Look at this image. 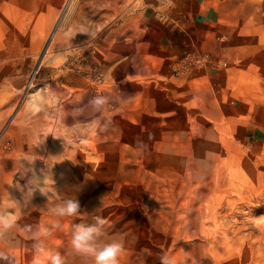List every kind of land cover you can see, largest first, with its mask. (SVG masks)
I'll return each mask as SVG.
<instances>
[{
    "label": "rangeland",
    "instance_id": "374dc122",
    "mask_svg": "<svg viewBox=\"0 0 264 264\" xmlns=\"http://www.w3.org/2000/svg\"><path fill=\"white\" fill-rule=\"evenodd\" d=\"M131 3L0 0V207L18 221L0 250L32 264L24 227L55 224L74 190L81 214L45 241L67 264H90L69 241L95 215L120 264H264V54L229 61ZM189 49L212 65L176 74Z\"/></svg>",
    "mask_w": 264,
    "mask_h": 264
},
{
    "label": "crops",
    "instance_id": "0c3cea01",
    "mask_svg": "<svg viewBox=\"0 0 264 264\" xmlns=\"http://www.w3.org/2000/svg\"><path fill=\"white\" fill-rule=\"evenodd\" d=\"M127 1H132L130 10L148 20L162 25L181 23L187 29L184 36L200 49L216 51L229 61L239 55L248 63L254 55L264 54V44H260L264 39V0ZM258 65L264 71V60L258 59Z\"/></svg>",
    "mask_w": 264,
    "mask_h": 264
},
{
    "label": "clouds",
    "instance_id": "9594fccd",
    "mask_svg": "<svg viewBox=\"0 0 264 264\" xmlns=\"http://www.w3.org/2000/svg\"><path fill=\"white\" fill-rule=\"evenodd\" d=\"M112 102L113 98L110 95L97 94L88 101L86 108L91 113L98 115L110 107ZM109 124L110 121L102 122L97 118L90 121L89 127L103 132L107 130ZM73 191L69 190L67 191L68 195L57 197V202L49 209L57 218L55 224L51 226L26 225L24 227L26 239L32 242V264H67L65 256L60 251L48 250L45 241L52 235L53 228L61 227V218L75 217L81 214L80 203L72 194ZM34 192L29 194L31 198ZM42 194L47 196L46 193ZM106 223L107 221L103 217L95 215L92 217L91 223L74 224L69 241L72 252L84 257L90 264H120V258L125 252V242L119 239L105 241L103 236ZM17 226V217L12 214V211L0 207V243H7ZM0 262L11 264V259L4 250H0ZM159 264H177V262L174 256L162 253Z\"/></svg>",
    "mask_w": 264,
    "mask_h": 264
},
{
    "label": "built area",
    "instance_id": "2783aa9c",
    "mask_svg": "<svg viewBox=\"0 0 264 264\" xmlns=\"http://www.w3.org/2000/svg\"><path fill=\"white\" fill-rule=\"evenodd\" d=\"M212 65L208 53L189 49L184 52L181 59L176 63L174 71L176 74L189 73Z\"/></svg>",
    "mask_w": 264,
    "mask_h": 264
}]
</instances>
